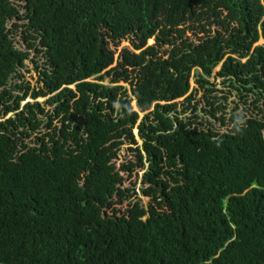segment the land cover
<instances>
[{"label":"trees","instance_id":"16d2710c","mask_svg":"<svg viewBox=\"0 0 264 264\" xmlns=\"http://www.w3.org/2000/svg\"><path fill=\"white\" fill-rule=\"evenodd\" d=\"M262 39L264 0H0V264H264ZM213 74L256 113L226 121Z\"/></svg>","mask_w":264,"mask_h":264},{"label":"rangeland","instance_id":"374dc122","mask_svg":"<svg viewBox=\"0 0 264 264\" xmlns=\"http://www.w3.org/2000/svg\"><path fill=\"white\" fill-rule=\"evenodd\" d=\"M9 29L11 28L12 24H9ZM20 31L15 34V39L14 41H16V45L18 48L24 49L26 50V42L24 41V35L22 32V29H19ZM188 36H192V34L189 32ZM193 40H197L198 38L192 36ZM151 41V43H150ZM149 41V45H152L154 42V40H150ZM262 40H260L258 42L257 45H264V42H261ZM108 48L110 50H113V53L115 54V59H118L120 54L123 52L124 49H130L134 51V46L131 43V39H127L125 41H120V42H116V43H109ZM39 46L37 45V47L33 48L30 50V56L29 59L27 61H25V68L20 70V73L23 74V80H18L17 82L19 84H25L26 82H28L30 84V87L33 89L38 88L39 86H42V83H40V76H41V72H42V68L44 65V61L45 59L42 57V55L38 52H36V48H38ZM166 50V49H164ZM117 64V62H114V64L112 66H110L109 68H107L106 70H109L110 68L114 67ZM220 67L216 68V71H219ZM197 73L196 71H194L192 73V77L190 79V85L191 88L193 90H196V94H195V99L193 101V104H199V108H200V115L205 116V113L203 111V108H206V102L203 101V97H204V91L196 84L197 82ZM112 77H108L104 80V84L106 85H110L113 86L114 84L111 83ZM212 86L216 87L217 90H219L218 93H216L219 96V100H221L224 97H227V100L223 101L226 102V106L227 109L222 113V115L225 116L226 121H230V117L234 114H244L247 117H249L251 115L252 111V102L254 101V97L251 96L247 99V103H245V101H241L237 96L236 93L231 91L230 89H227L226 87H224L223 85V81L221 78H218L215 74H213V76L209 79ZM16 81L13 82V84ZM117 85H121L124 88L128 89L130 91L131 85L129 83H125L123 81L119 82ZM71 88H74L73 86H70ZM31 93L32 90L29 92V96L26 99V101H23L21 103V106H24V104H27L28 102L34 103V100L31 98ZM21 95H23V93H21ZM47 97L46 98H39L38 101L39 103L42 104V106L46 109V110H50L52 108V106H49L47 104ZM134 100V99H133ZM179 103V105L181 103L184 102V99H179L177 101ZM135 103V101H133V104ZM134 106V105H133ZM135 110H137V108H134ZM256 113V112H253ZM13 114H9L7 117H1L0 120H4L7 119L8 117L12 116ZM144 116V114H140V117L142 118ZM186 116L190 117L191 113L188 112L187 114L184 115V118H186ZM206 117H203L202 122H204V124H206ZM208 118V117H207ZM55 125H59L58 121H54ZM219 123L216 122V127L217 129L219 128L218 126ZM230 127V126H229ZM43 133L48 132V130H46L44 127L42 128ZM219 130V129H218ZM225 129H221L220 132H224ZM137 130H134L135 133V137L137 140L138 145H142L141 140L139 139V135L137 134ZM38 134H34L32 136V139H34ZM29 141V140H28ZM131 147H136L135 145H131V144H125L123 146L122 151L119 154L118 157V162L117 165L118 167H121L122 163H124V161L128 160H133L135 161V158L133 157L132 153L130 152V148ZM144 173L145 171L138 169L137 170V178H133L132 180L129 179L128 182L126 183V186H130L132 182H135L136 187H137V191L138 193L140 192L139 190L141 188L144 187L143 183H144ZM124 177L126 178L127 176L124 175ZM140 194V193H139ZM140 200L142 205H144L145 207H148L151 203V198L149 197H144L141 194L139 195ZM129 202V201H128ZM127 204V202L125 203V205Z\"/></svg>","mask_w":264,"mask_h":264},{"label":"water","instance_id":"95a60500","mask_svg":"<svg viewBox=\"0 0 264 264\" xmlns=\"http://www.w3.org/2000/svg\"><path fill=\"white\" fill-rule=\"evenodd\" d=\"M261 42H264V40L262 39ZM133 105H134V107L136 108V102H135ZM137 134H138V132H137Z\"/></svg>","mask_w":264,"mask_h":264},{"label":"clouds","instance_id":"9594fccd","mask_svg":"<svg viewBox=\"0 0 264 264\" xmlns=\"http://www.w3.org/2000/svg\"><path fill=\"white\" fill-rule=\"evenodd\" d=\"M142 142V141H141Z\"/></svg>","mask_w":264,"mask_h":264}]
</instances>
